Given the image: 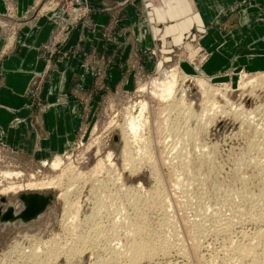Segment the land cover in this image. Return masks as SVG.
<instances>
[{
	"label": "rangeland",
	"instance_id": "obj_1",
	"mask_svg": "<svg viewBox=\"0 0 264 264\" xmlns=\"http://www.w3.org/2000/svg\"><path fill=\"white\" fill-rule=\"evenodd\" d=\"M65 1L48 0V3L53 2L49 4L52 8L61 9ZM88 13L76 17L65 14L72 20L71 24L75 21L85 24ZM106 32L102 33L104 41H107ZM204 36L194 30L181 39L182 43L170 46L163 42L146 53H129L126 59L122 53L104 50L83 54L82 74L89 73L92 83L82 86V124L76 141L60 155L45 160L19 156L0 146V173L20 172L24 183L30 175L31 181L58 179L62 174L64 177L58 188L21 191L16 196L0 195V200L13 202L23 193L50 194L53 198L36 222L18 228L0 225V264H122L124 258L109 257L110 249L125 248L127 229L125 225L116 226L122 219L128 226L145 225L149 234L155 233L164 241L167 251L159 253L157 263L152 264L169 261L170 264H252L254 259L257 264H264V90L239 87L243 78L249 80L264 69L248 71L235 63L220 66L215 77L206 74L204 66L210 53L202 46ZM173 70L178 76H189L186 79L189 94L181 97L176 93L166 101L152 97L149 92L161 79V73ZM197 78L207 81L209 89L213 88L208 89L211 94L207 96L213 98L218 108H223L224 114L216 109L217 105L214 112L202 113L203 96L194 87ZM140 84L149 88L146 95L139 92ZM36 89L37 86H30L31 96L35 97ZM140 100H146L149 105L144 116L145 129L138 142L131 144L136 161L133 163V159L131 163L133 169H123L119 125L127 109L132 107L133 113H138ZM115 136L117 141L113 139ZM144 151L146 156L142 155ZM109 152L113 153L114 166L105 162L102 170H94L98 159L104 161ZM56 160L61 164L53 169L51 165ZM68 170L84 174L83 178L80 174L83 180H76L77 185L70 188V196L67 194L71 202L79 197L76 223L64 215V203L58 196L66 187L65 179L73 175ZM110 179L116 181L111 183ZM137 183L142 186L137 188ZM151 199L161 201L162 206H154ZM20 206V203L15 205L16 209ZM73 236L83 240L76 243V252L69 251L74 252L72 258L66 259V246L69 243L68 247L72 246L76 240ZM54 240L59 246L67 243L66 249L61 247L60 253L58 248L53 252L55 248L49 243ZM244 245L252 247L253 255L240 257Z\"/></svg>",
	"mask_w": 264,
	"mask_h": 264
},
{
	"label": "crops",
	"instance_id": "obj_2",
	"mask_svg": "<svg viewBox=\"0 0 264 264\" xmlns=\"http://www.w3.org/2000/svg\"><path fill=\"white\" fill-rule=\"evenodd\" d=\"M49 4L0 0V146L19 156L49 159L76 141L82 86L92 83L85 54L126 59L196 30L210 53L206 74L235 63L264 69V0H86L85 24Z\"/></svg>",
	"mask_w": 264,
	"mask_h": 264
},
{
	"label": "bare ground",
	"instance_id": "obj_3",
	"mask_svg": "<svg viewBox=\"0 0 264 264\" xmlns=\"http://www.w3.org/2000/svg\"><path fill=\"white\" fill-rule=\"evenodd\" d=\"M10 43V42H9ZM194 64V63H193ZM176 68V67H175ZM174 68V69H175ZM195 71H197V69L195 70ZM178 72V71H177ZM162 74V76L160 77L161 79H159V81H158V83L157 84H154V85H152L153 87H152V89L150 90V92H149V94L152 96V97H155L157 100H160V101H166V100H168V99H170V98H173L174 97V95L176 94V93H178L181 97H182V95H187V94H189V89H190V85H189V82H188V80H186V79H188V77L189 76H186L185 74L182 76V75H180V76H178V73H176V71L174 72V70L173 71H167V72H164V73H161ZM178 76V77H177ZM179 77L181 78V80L182 81H180V79H179ZM196 77V76H195ZM250 77V76H249ZM183 78V79H182ZM204 78V77H203ZM192 79V78H191ZM247 79H242L241 81H240V84H239V87L242 89V88H245V87H247V86H249V87H252V88H260L261 90H264V72H261V73H259L258 75H256V76H254L253 78H251V79H249V80H247ZM156 82V81H155ZM207 82V81H206ZM205 81H203L202 79H196L195 81H194V87H196L197 89H199V90H197V91H199V93L201 94V97H202V103H203V107H202V113L203 114H205V113H207V112H210L211 113V111H215L214 110V105H217L216 104V102H214V100H212V99H210L208 96H210V94L208 93V92H210L212 89L210 88H208L209 86H207V83H206ZM181 85H180V84ZM143 85H145V84H140L139 86H138V89H139V92L140 93H146L147 91H146V88L147 87H145L144 88V86ZM148 85H150V84H148ZM189 85V86H188ZM146 86V85H145ZM150 87V86H149ZM223 87V86H222ZM225 88V87H224ZM147 89H149V88H147ZM208 89L210 90V91H208ZM259 89V90H260ZM216 93H218V92H216ZM221 93V92H220ZM144 95H146V94H144ZM208 95V96H207ZM213 95V94H212ZM219 95V94H218ZM180 96L178 97V98H180ZM213 97V96H212ZM222 97H224V95H222ZM226 99V98H225ZM143 100V99H142ZM171 100V99H170ZM179 100H181L182 101V99L180 98ZM141 101V100H140ZM139 101V103H138V113H136V115L133 113V109H131V108H129V109H127L126 111H125V113H124V117H123V122L122 123H120L121 125H119V132H120V142L122 143V148H121V151H120V159H122V164H120V165H123V167H125V168H123V167H121V168H123V169H126V167H131L132 168V162H133V159H134V162L133 163H135L136 161H135V158H133L132 157V152H131V144L133 145V143L132 142H138V140L141 138V135H142V133H143V131H144V129H145V112H146V110H147V107L149 106H147V104L148 103H146L145 101H141L140 102ZM227 102V101H226ZM171 103V102H170ZM191 105V104H190ZM175 106V105H174ZM202 106V105H201ZM165 107V106H164ZM172 107V106H171ZM218 108V105H217V107H216V109ZM207 109V110H206ZM220 111H222L221 113H223V108L222 109H220V107L218 108ZM231 110V109H230ZM240 110V109H239ZM136 111V110H135ZM237 112V111H236ZM217 113V112H216ZM225 113V112H224ZM223 113V114H224ZM227 114H229L228 112H227ZM207 115V114H206ZM215 115V114H214ZM213 115V116H214ZM226 115V114H225ZM145 116V117H144ZM206 117H208V116H205L204 118H206ZM216 117V116H215ZM200 118V117H199ZM212 118V117H211ZM111 120V119H110ZM208 120V119H207ZM212 120V119H211ZM205 121V120H204ZM203 122V121H202ZM207 122V121H206ZM110 123V122H109ZM114 123V122H113ZM209 123V122H208ZM117 125V124H116ZM204 125V124H203ZM166 126V125H165ZM152 138V137H151ZM96 144V143H95ZM138 144V143H137ZM135 145H136V143H135ZM146 146H148V145H146ZM112 154L113 153H107V155H106V157H105V160L104 161H102V160H100V159H98V161H97V163H96V165L94 166V170H102L101 168H104V167H106V165H104V163L106 162L108 165L107 166H110V167H113L114 165H113V163H112ZM143 156H146V151H144V153L142 154ZM141 155V157H143ZM148 155V154H147ZM136 156H140V153L138 152L137 154H136ZM138 157H136V158H138ZM148 157H150V155L148 156ZM147 157V158H148ZM99 158V157H98ZM170 158V157H169ZM143 159V158H142ZM149 159V158H148ZM165 159V158H164ZM60 160V159H59ZM59 160H56V161H54L53 163H52V168L54 169V168H57L58 166H59V163L61 164V162L59 161ZM147 160V159H146ZM155 160V159H154ZM175 160V159H174ZM140 161V160H139ZM150 161H151V159H150ZM166 161V160H165ZM148 162V161H147ZM167 162V161H166ZM170 162V161H169ZM155 163V162H154ZM1 164V163H0ZM152 164V163H151ZM163 164V163H162ZM64 165V164H63ZM69 165V164H68ZM135 165V164H134ZM147 165V164H146ZM153 165V164H152ZM170 165V164H169ZM102 166H104V167H102ZM116 166V165H115ZM67 167V166H66ZM71 167V166H70ZM72 168V167H71ZM70 168V169H71ZM100 168V169H99ZM136 168V167H135ZM65 169V168H64ZM63 169V170H64ZM133 169V168H132ZM75 170V169H74ZM109 170V169H108ZM112 170H115V169H113L112 168ZM122 170V169H121ZM65 171H66V169H65ZM96 171H95V174H96ZM103 171H104V169H103ZM103 171H99V172H103ZM106 171V170H105ZM110 171V170H109ZM108 171V172H109ZM63 172V171H62ZM69 172H71V173H69ZM73 170L71 171V170H68V173H69V175L70 174H73L72 175V177H71V175H70V177L68 178V180H66L65 179V181H67V184L65 185L66 187L64 188L63 187V189H64V191H63V193H61L60 192V195H58L63 201H62V203H64V215H66V217H68L69 219H71L72 220V222L74 221V223H76V218H77V214H78V210H79V202H78V205L79 206H77V201H78V198H77V201L76 202H71V200H69V198L67 197V194H68V192H69V190H71L72 188V186L73 185H75L77 182H76V180L77 181H79L80 179H82L84 176V174L82 175L81 173H78L77 171V173L75 172H73ZM91 172H93L94 173V171L92 170ZM114 172V171H113ZM65 173V172H64ZM117 173V172H116ZM116 173H114V174H116ZM153 173V172H152ZM82 175V178H81V175ZM105 174V173H104ZM111 174V173H110ZM109 174V175H110ZM94 175V174H93ZM108 175V174H107ZM117 175H118V173H117ZM154 175V174H153ZM156 175V174H155ZM63 176V174L61 175V176H59V178L57 179H55V178H52V179H40V181H31V175L29 176V178L30 179H26L25 180V183L22 181V174H20V172H11L10 170L8 171H1V173H0V195L1 196H6V195H13V196H16L17 194H19V192H21V191H35V190H43V189H51V188H54V187H57L58 188V186H61V182H60V180L61 179H63L64 177H62ZM66 176V177H67ZM87 176V175H86ZM58 177V176H57ZM62 177V178H61ZM65 177V178H66ZM110 177V176H109ZM117 178H119L118 176H116ZM90 178V177H89ZM156 178V177H155ZM54 179V180H53ZM115 179V178H114ZM157 179V178H156ZM64 180V179H63ZM83 180V179H82ZM89 180V179H88ZM111 180V179H110ZM118 180V182H119V179H117ZM94 181H96V180H94ZM102 181V180H101ZM113 180H111V183H114L115 181H113ZM63 182V181H62ZM85 182H86V180H85ZM84 182V183H85ZM97 182V181H96ZM103 182V181H102ZM106 182V181H105ZM64 183V182H63ZM79 183V182H78ZM77 185V184H76ZM99 185V184H98ZM104 185V184H103ZM122 185H123V183H122ZM100 186V185H99ZM136 186H137V188L138 187H141L142 185L140 184V183H137L136 184ZM82 188H83V185L81 186ZM101 187H102V185H101ZM105 187V186H104ZM111 187H112V185H111ZM71 188V189H70ZM78 188V187H77ZM93 188V187H92ZM99 188V187H98ZM73 189H74V187H73ZM95 189H97V188H95ZM106 189V188H105ZM79 190V189H78ZM94 191V190H93ZM117 191V190H116ZM109 192H111L110 191V189H109ZM235 192V191H234ZM112 193V192H111ZM245 193V192H244ZM70 194V193H69ZM68 194V196H70ZM115 195V194H114ZM19 196V195H18ZM17 196V197H18ZM92 196V195H91ZM95 196V195H94ZM100 196V195H99ZM102 196V195H101ZM110 196V195H109ZM231 196V195H230ZM58 197V198H59ZM72 197H74V196H72ZM234 197V196H233ZM75 198V197H74ZM240 198V197H239ZM249 198V197H248ZM17 199V198H16ZM16 199L14 200V202L13 201H11V200H7V202H9L10 204H14V205H16V203H17V201H16ZM76 199V198H75ZM93 199V198H92ZM95 199V198H94ZM113 199V198H112ZM118 199V198H117ZM97 200V199H96ZM105 200V199H104ZM241 200V199H240ZM90 201V200H89ZM95 201V200H94ZM117 201V200H116ZM181 201V200H180ZM184 201V200H183ZM102 202H103V200H102ZM108 202V201H107ZM243 202V201H242ZM111 203V202H110ZM150 203H152L154 206L155 205H159V206H162V204H161V201H157L156 199H151V202ZM95 204V203H94ZM97 204V203H96ZM101 204V203H100ZM109 204V203H108ZM151 204V205H152ZM92 205H93V203H92ZM103 205V204H102ZM105 205V204H104ZM121 205V204H120ZM147 205V204H146ZM252 205V204H251ZM99 206V205H98ZM164 207L166 206V205H163ZM93 207H96V206H93ZM101 207V206H100ZM103 207V206H102ZM111 207V206H110ZM98 208V207H97ZM105 208V207H104ZM15 209H16V207H15ZM85 209V208H84ZM102 209V208H101ZM117 209H118V207H117ZM117 209H115V211L117 210ZM119 209H120V207H119ZM144 209V208H143ZM165 209V208H164ZM163 209V210H164ZM236 209V208H235ZM238 209V208H237ZM91 210V209H90ZM104 211V210H103ZM121 211V210H120ZM239 211V210H238ZM237 211V212H238ZM165 212V211H164ZM94 213V212H93ZM114 213V212H113ZM112 213V214H113ZM72 214V215H71ZM95 214V213H94ZM108 214V213H107ZM111 214V213H110ZM169 214V213H168ZM44 215V214H43ZM42 215V216H43ZM115 215V214H114ZM236 215V214H235ZM107 216V215H106ZM110 216V215H109ZM164 216V215H163ZM93 217H96V216H93ZM114 217V216H113ZM116 217V216H115ZM120 217V216H119ZM118 217V218H119ZM123 217V216H122ZM166 217H168V216H166ZM111 218V217H110ZM254 218V217H253ZM260 218V217H259ZM85 219V218H84ZM166 219V218H165ZM172 219V218H171ZM241 219V218H240ZM243 219V218H242ZM242 219L240 220V221H242ZM86 220V219H85ZM88 220V219H87ZM94 220V219H93ZM100 220V219H99ZM116 220V219H115ZM253 220V219H252ZM255 220V219H254ZM66 221V220H65ZM78 221V220H77ZM141 221V220H140ZM168 221V220H167ZM202 221V220H201ZM239 221V222H240ZM244 221V220H243ZM36 222V221H35ZM125 221L122 219V222L121 223H119V224H117V222H116V226H118V227H120L121 226V228L124 226V227H126V236H127V241H126V243H125V248H124V245L122 246L124 249H122L121 250V248H120V246H119V248L120 249H118L117 247L115 248H112V249H110L111 251L109 252L110 253V256L109 257H113V258H124L125 260L123 261V263L122 264H152L153 262H156L157 260H156V258L158 257V254L159 253H161V254H163V253H165V251H167V249L165 248V244H164V241H161V240H159L158 238L160 237V236H158V238H157V236L155 235V233L154 234H149L150 233V231H149V233L146 231L147 229L145 228V227H143V226H145V225H143V226H139V225H132V226H128V224L129 223H127V222H125ZM143 222V221H142ZM173 222V221H172ZM249 222V221H248ZM251 222V221H250ZM34 223V222H33ZM87 223V222H86ZM90 223V222H89ZM108 223V222H107ZM160 223V222H159ZM71 224H73V223H71ZM113 224H115V223H113ZM112 224V225H113ZM147 224V223H146ZM219 224V223H218ZM229 224V223H228ZM233 224V223H232ZM32 225V224H31ZM150 225V224H149ZM190 225V224H189ZM255 225V224H254ZM34 226V225H33ZM69 226V225H68ZM77 225L76 224H74V227H76ZM79 226V225H78ZM93 226H94V224H93ZM93 226H92V228H93ZM228 226V225H227ZM17 228H18V225L16 226ZM27 227V226H26ZM30 227V226H29ZM70 227H71V225H70ZM73 227V228H74ZM113 227V226H112ZM148 227V226H147ZM195 227V226H194ZM12 228V227H11ZM14 228H15V226H14ZM31 228H33L32 226H31ZM31 228H29L30 230H31ZM114 228H116V227H114ZM129 228V229H128ZM166 228V227H165ZM221 228V227H220ZM3 229H5V228H3ZM28 229V228H27ZM67 229V228H66ZM69 229V228H68ZM150 229V228H149ZM75 230H76V228H75ZM77 231V230H76ZM125 231V230H124ZM211 231V230H210ZM96 232V231H95ZM190 232V231H189ZM73 234V233H72ZM113 234V233H112ZM190 234V233H189ZM196 234V233H195ZM205 234V233H204ZM74 235V234H73ZM79 235H81V234H79ZM88 234L86 233V236H87ZM227 235V234H226ZM262 235V234H261ZM97 236V235H96ZM168 236V235H167ZM73 237H75L76 238V236H73ZM91 236H89V238H90ZM98 237V236H97ZM256 237V236H255ZM72 238V237H71ZM70 238V239H71ZM32 239V238H31ZM60 239V238H59ZM162 239V238H161ZM68 240V239H67ZM66 240V241H67ZM73 240V239H72ZM81 240H83V239H81L80 238V236H78L77 238H76V240L74 241V243H72L73 241H71V240H69V242L71 241V243H72V246H70V247H68L69 245H70V243L68 244V246H66L67 247V253L68 254H66L65 255V257H66V259L68 258H70L71 257V255L74 253V252H70L69 253V251H71L72 249L74 250V248H75V250L77 249L76 247H75V245H76V243H79ZM195 240V239H194ZM61 241V240H60ZM87 241V240H86ZM108 242V241H107ZM45 243H48V242H45ZM85 244H86V242H84ZM206 243V242H205ZM252 243V242H251ZM67 243H65V244H63V246H59L60 244H58V242L57 241H52V242H50L49 243V245H51L53 248H55L54 250H53V252L54 251H56V249L58 248V250L61 248V247H63V249L65 248V245H66ZM80 244V243H79ZM83 244V243H82ZM248 244V243H247ZM250 245V244H249ZM89 246V245H88ZM174 246V245H173ZM172 246V247H173ZM245 246V245H244ZM251 246V245H250ZM257 246V245H256ZM71 247H73V248H71ZM184 247V246H183ZM78 248H79V246H78ZM255 248H257V247H255ZM62 249V250H63ZM66 249V248H65ZM89 249V248H88ZM213 249V248H212ZM220 249V248H219ZM35 250V249H34ZM33 250V251H34ZM72 250V251H73ZM74 250V251H75ZM124 250V251H123ZM170 250V249H169ZM173 250V249H172ZM60 251H61V249L59 250V253H60ZM78 251V250H77ZM76 252V251H75ZM240 253H239V255H240V257H244V258H247L246 256L247 255H249V254H252L251 252H253V249H252V247H250V248H248V247H246L245 246V248H241L240 249V251H239ZM63 253H64V251H63ZM66 253V252H65ZM79 253V252H78ZM123 253V254H122ZM178 253H179V251H178ZM184 253V252H183ZM222 253H224V252H222ZM50 254V253H49ZM81 254V253H80ZM107 254V253H106ZM227 254V253H226ZM264 254V253H263ZM121 255H123L122 257H121ZM166 255V254H165ZM169 255V254H168ZM178 255H180V253L178 254ZM225 255V254H224ZM253 255V254H252ZM50 256V255H49ZM160 256V255H159ZM163 256V255H162ZM213 256V255H212ZM180 257H181V255H180ZM72 258V257H71ZM179 258V257H178ZM182 258V257H181ZM253 258H255V257H253ZM264 258V257H263ZM108 259V258H107ZM158 259V258H157ZM161 259V258H160ZM187 259V258H186ZM106 260V259H105ZM115 260V259H114ZM156 260V261H155ZM165 260V259H164ZM255 260V259H254ZM252 261L251 263L252 264H257L255 261ZM242 262V261H241ZM99 263V262H98ZM103 262H101L100 264H102ZM157 263V262H156ZM243 263V262H242ZM104 264V263H103ZM166 264V263H165ZM168 264H170V261L168 262ZM171 264H172V262H171ZM174 264V263H173Z\"/></svg>",
	"mask_w": 264,
	"mask_h": 264
},
{
	"label": "water",
	"instance_id": "obj_4",
	"mask_svg": "<svg viewBox=\"0 0 264 264\" xmlns=\"http://www.w3.org/2000/svg\"><path fill=\"white\" fill-rule=\"evenodd\" d=\"M113 139L117 141L116 136ZM16 201L21 204L19 209H15V205L5 199L0 200L1 226H25L39 220L47 207L52 204L53 198L50 194L23 193L17 197Z\"/></svg>",
	"mask_w": 264,
	"mask_h": 264
},
{
	"label": "built area",
	"instance_id": "obj_5",
	"mask_svg": "<svg viewBox=\"0 0 264 264\" xmlns=\"http://www.w3.org/2000/svg\"><path fill=\"white\" fill-rule=\"evenodd\" d=\"M53 2H51L52 5ZM61 10L64 13L71 14L74 17L87 14L88 7L86 6V0H66L63 2ZM70 16V15H69Z\"/></svg>",
	"mask_w": 264,
	"mask_h": 264
}]
</instances>
